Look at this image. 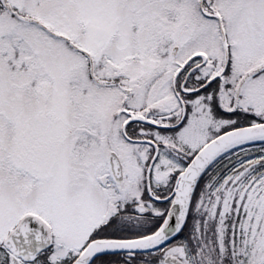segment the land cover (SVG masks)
I'll list each match as a JSON object with an SVG mask.
<instances>
[{
	"label": "snow or ice",
	"instance_id": "obj_1",
	"mask_svg": "<svg viewBox=\"0 0 264 264\" xmlns=\"http://www.w3.org/2000/svg\"><path fill=\"white\" fill-rule=\"evenodd\" d=\"M0 264H264V0H0Z\"/></svg>",
	"mask_w": 264,
	"mask_h": 264
}]
</instances>
